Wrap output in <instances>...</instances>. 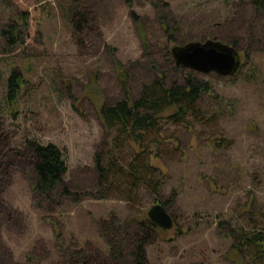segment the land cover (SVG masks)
<instances>
[{
	"label": "rangeland",
	"instance_id": "1",
	"mask_svg": "<svg viewBox=\"0 0 264 264\" xmlns=\"http://www.w3.org/2000/svg\"><path fill=\"white\" fill-rule=\"evenodd\" d=\"M19 11L30 18L25 45L0 37V264H55L60 243L99 245L93 219L155 203L172 225L145 247L148 264H236L228 230L264 217V13L251 0H0V31ZM205 39L240 61L230 76L194 71L212 86L199 105L215 120L169 126L181 152L152 159L165 172L156 195L139 186L127 201L101 190L94 159H109L113 131L100 106L136 98L159 75L178 78L170 47ZM11 71L21 81L9 99ZM218 131L227 147L211 143ZM29 141L61 149L63 179L78 195L53 212L32 204Z\"/></svg>",
	"mask_w": 264,
	"mask_h": 264
},
{
	"label": "trees",
	"instance_id": "2",
	"mask_svg": "<svg viewBox=\"0 0 264 264\" xmlns=\"http://www.w3.org/2000/svg\"><path fill=\"white\" fill-rule=\"evenodd\" d=\"M251 2L264 13V0ZM68 10L71 19L76 9L71 6ZM29 21V14L19 11L15 19L1 29L0 37L8 47L25 45ZM77 25L76 22L74 27ZM170 64L178 71V78L167 83L159 75L143 85L136 98L124 95L100 106L103 127L113 131L109 159L105 163L98 157L94 159L97 185L101 190L114 188L127 201L139 186L156 195L164 182L165 172L162 166L152 164V159L157 161L181 152L176 132L169 126L182 125L188 130L194 123L215 120L213 112L208 114L199 105L203 95L212 93L209 81L198 78L196 72L172 60ZM20 81L19 74L11 71L6 81L7 98L15 96ZM211 143L215 147H227L230 141L218 131ZM26 148L35 174L30 190L36 208L53 212L60 206L61 198L78 196L70 192L63 179L67 166L61 149L52 142L36 141L27 142ZM92 222L99 245L89 241L79 245L74 240L69 244L60 243V260L55 264H148L145 247L162 229L150 221L146 210L128 214L123 220L109 211L106 217ZM227 237L231 239L229 249L238 255L236 264H264V217L249 220L248 228H230Z\"/></svg>",
	"mask_w": 264,
	"mask_h": 264
},
{
	"label": "water",
	"instance_id": "3",
	"mask_svg": "<svg viewBox=\"0 0 264 264\" xmlns=\"http://www.w3.org/2000/svg\"><path fill=\"white\" fill-rule=\"evenodd\" d=\"M169 52L174 64L203 74L214 72L219 76H230L240 64L238 53L232 46L211 39L172 45ZM146 214L162 229L172 225L170 215L158 203L150 206Z\"/></svg>",
	"mask_w": 264,
	"mask_h": 264
}]
</instances>
